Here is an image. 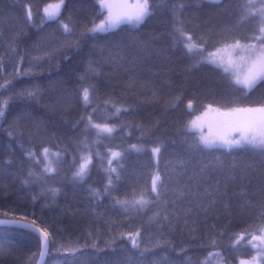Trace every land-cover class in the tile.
I'll return each mask as SVG.
<instances>
[{"label": "trees", "instance_id": "trees-1", "mask_svg": "<svg viewBox=\"0 0 264 264\" xmlns=\"http://www.w3.org/2000/svg\"><path fill=\"white\" fill-rule=\"evenodd\" d=\"M52 2L57 0H0V104L8 102L5 118L0 120V220L26 215L29 222L36 221L37 228L61 229L43 264H128L130 259L154 264L165 256L173 264H239L241 259H251L255 249L248 243L249 233L260 223L262 158L251 150L192 151L185 142L192 132L185 126L209 103L224 108L232 106L231 101L264 102V88L247 100L243 94L229 93L221 68L203 64L189 71L193 61L207 57L220 47V41L254 34L259 18L251 17L236 28L245 0H227L228 12L223 15L204 0L199 7L197 0H184L189 5L180 17L185 29L207 41L203 52L186 54L182 46L173 44L170 34L175 20L167 9L156 10L138 28L122 25L93 37L84 33L103 19L96 0H65L54 21L43 11ZM60 21L73 28L71 35L65 34ZM90 62L98 73L82 80ZM89 85L94 86L96 99L87 113L97 123L115 125V131L99 138L94 130L88 133L92 163L86 180L78 182L73 173L79 163L83 124L76 128L73 124L86 114L80 97ZM28 91H36L37 96L27 97ZM104 101L130 109L117 114ZM172 103L176 106H169ZM157 145L162 148L155 162L151 148ZM44 147L61 152L59 162L49 157L54 172L43 171ZM110 149L123 154L121 179L113 195L98 202L89 189L103 190L107 183ZM28 151L36 158H29ZM119 165L113 160V167ZM202 169L207 170L206 179L197 186L194 177ZM157 171L165 185L162 198L176 228L166 237L170 246L153 247L159 225L150 218L159 205L133 214L113 206V197L131 198L141 190L150 191ZM29 172L34 175L30 177ZM25 179L30 183L24 185ZM181 186L193 193L213 187L220 191L213 205L203 199L200 207L196 195L177 198ZM52 189L59 192L53 194ZM188 209V227H196L194 233L183 223ZM137 230L141 233L135 237L138 249L127 235ZM240 233L243 239L234 243ZM40 251L35 232L0 225V264H37Z\"/></svg>", "mask_w": 264, "mask_h": 264}, {"label": "snow or ice", "instance_id": "snow-or-ice-1", "mask_svg": "<svg viewBox=\"0 0 264 264\" xmlns=\"http://www.w3.org/2000/svg\"><path fill=\"white\" fill-rule=\"evenodd\" d=\"M65 0H57L55 4H48L44 8L45 17L48 20H58L61 15V9L64 6ZM209 6L220 9V14L223 15L228 12L227 0H204ZM96 4L100 9L103 19L99 23H93L91 28H87L84 35L97 36L102 33H110L119 29L122 25H130L132 27H140L144 25L150 18L156 14L158 9H167L171 12L175 24L173 31L170 34L173 40V44L180 45L186 54L193 52H203L204 46L207 43L204 36H194L191 32L187 31L184 27L183 20L180 19L184 10L189 6L184 0L179 2H169V0H96ZM200 5V0H197V7ZM251 17H258L259 24L256 32L252 35L245 36L243 39L233 37L231 42L222 40L220 41V47L216 48L215 53L210 54L212 57H202L199 60L193 61L189 71L192 69H198L203 64H213L223 70L225 74V82L229 93L243 94V99L247 100L251 93L258 88H264V0H245V3L241 6L239 17L237 20L236 28H239L242 24L247 22ZM27 18L32 20L31 8H28ZM61 26L67 35L73 33V28L68 23L60 21ZM227 30V29H225ZM75 46H79V42H73ZM13 50H15L13 48ZM218 53H224L226 55H219ZM98 73V69L91 62L87 65L84 74L80 77L82 80H86L91 76ZM27 97L34 99L37 96L36 91H28L25 93ZM81 100L85 107L84 115L73 124V128L79 127L83 124V136L79 141L81 145V153L79 157V163L76 171L73 173L74 180L78 182H84L89 175L90 165L92 163V150L91 141L88 133L93 130L96 133L97 138L103 134L111 135L115 131V125L109 123H97L93 119L92 113H87V109L92 106L93 101L96 99L95 88L92 85L84 87L81 92ZM175 100H179L176 97ZM105 105L111 104L116 110V113L122 111L127 112L129 107L117 106L112 101H104ZM7 101L0 104V120L5 118ZM232 106L213 107L211 103L206 106L205 112L202 116H197L194 120L188 122L185 126L189 132H192V138L185 140L188 144V148L195 152L211 151L217 149H226L229 153L237 150H251L260 155L261 163L264 165V102L242 104L239 101H231ZM169 106L175 107L176 104L172 103ZM193 107V101H188V108ZM96 111L93 108V113ZM209 113H213L211 120H204ZM207 129V130H205ZM19 131L18 129L16 130ZM198 133V135H197ZM8 136L12 137L13 132L9 131ZM131 148L140 151L137 145H131ZM162 145H157L151 148V153L154 156H158L161 152ZM111 155L108 159V180L103 190L101 189H89L91 196L98 202L104 198V196H112L116 191L117 185L121 179L120 170L122 165H119V161L123 159V154L116 151L109 150ZM29 158L35 159L36 154L33 151H28ZM42 155L44 159V173L54 172V161L49 157H55V162H59L61 158V152H51L48 147L42 149ZM113 160H116L118 167H113ZM246 174V173H245ZM34 173L29 172V176H33ZM207 170L202 169L197 179V186L199 183L206 179ZM235 178V177H231ZM30 181L28 179L23 180V184L27 185ZM164 181L161 178L159 171L152 176L151 189L148 192L141 190L139 193H134L131 198H119L113 197L114 207H119L125 214L140 213L146 208L154 205H159V211L153 213V217L150 218V222H156L159 225L157 232V241L153 247L160 245L170 246L171 240L166 237L172 236L176 228L172 225L168 215V203L162 198L161 190L164 189ZM53 194L59 192V189H52ZM218 187L211 189L205 188L203 193H193L192 189L188 186H181L176 190L177 198H182L187 195H196L199 197L198 206L203 207L199 201L207 199L210 205L215 203V195L219 193ZM259 196L262 203L260 205V223L249 233L251 239L248 243L253 249H255V255L251 259H241L240 264H264V185L259 189ZM37 196L33 195L32 200L35 202ZM206 211V209H205ZM191 209L184 212L183 223L187 227L189 233L197 231L196 227H188L189 220L188 215ZM35 216V213L32 214ZM179 223L180 218L177 217ZM192 221V224H195ZM0 224L13 225L21 229H30L39 232L41 251L40 257L43 260L46 255L49 245L55 241L57 232L61 229L50 231L47 227L37 228L36 221H28L26 215L21 216L19 219L0 220ZM211 228H215L212 225ZM167 229V231H165ZM91 235V234H90ZM128 238L132 241L133 248L138 249L139 244L135 237L141 235L137 230L135 233H128ZM244 233H240L234 243H239L243 239ZM215 243V241H213ZM95 247V244H93ZM212 255V253H209ZM128 264H139L138 261L129 260ZM154 264H173V262L165 256L162 260H157Z\"/></svg>", "mask_w": 264, "mask_h": 264}, {"label": "rangeland", "instance_id": "rangeland-1", "mask_svg": "<svg viewBox=\"0 0 264 264\" xmlns=\"http://www.w3.org/2000/svg\"><path fill=\"white\" fill-rule=\"evenodd\" d=\"M55 3H57V2H52V3H49V4H55ZM48 5V4H47ZM47 18V17H46ZM216 51V50H215ZM215 51H213V52H211V53H209L208 55H207V57L209 58V59H211L212 57L210 56V54H212V53H215ZM217 56H219V55H226V54H224V53H218V54H216ZM210 65H213V64H210ZM213 66H215V65H213ZM206 110V109H205ZM205 110L203 111V113L205 112ZM203 113H201L200 115H198V116H202V114ZM213 113H209V115L207 116V117H204V120H211L212 119V117H213ZM197 117V116H196ZM196 117H194L192 120H194ZM205 130H207V129H205ZM197 135H198V133H197ZM152 154V153H151ZM152 157H153V159H154V161L156 162L157 161V156H154L153 154H152ZM255 255V254H254ZM239 264H240V262H239Z\"/></svg>", "mask_w": 264, "mask_h": 264}, {"label": "water", "instance_id": "water-1", "mask_svg": "<svg viewBox=\"0 0 264 264\" xmlns=\"http://www.w3.org/2000/svg\"><path fill=\"white\" fill-rule=\"evenodd\" d=\"M0 225H8V224H0ZM11 226H13V225H11ZM28 230H30V229H28ZM31 231H33V230H31ZM33 232H35L39 236V232L38 231H33ZM46 255H47V253H46ZM46 255L44 256L43 260H41V257H39V260H38L37 264H43L44 260L46 258Z\"/></svg>", "mask_w": 264, "mask_h": 264}]
</instances>
